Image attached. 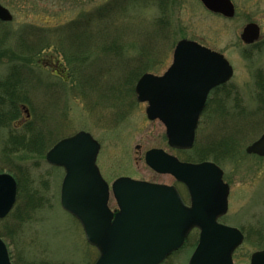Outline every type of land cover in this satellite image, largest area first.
<instances>
[{
  "label": "rangeland",
  "instance_id": "obj_1",
  "mask_svg": "<svg viewBox=\"0 0 264 264\" xmlns=\"http://www.w3.org/2000/svg\"><path fill=\"white\" fill-rule=\"evenodd\" d=\"M232 1L236 18L225 20L210 14L199 0H0L13 16L11 22L0 23V50L5 51L0 54V82L16 52L33 53L34 58L29 64L33 75L28 90L22 93L28 98L22 100L21 114L10 127L0 126V173H9L17 181L14 207L0 219V232L11 231V238L1 239L13 264H93L97 257L79 222L61 207L64 170L45 159L62 138L89 132L100 144L97 165L109 184L127 176L175 185L171 175L159 174L145 163V153L160 148L187 161L190 150L182 153L168 145L164 125L147 118V104L136 101L134 88L144 73L161 75L172 62L177 41L184 38L222 52L233 66L225 87L230 113L207 110L195 144L218 134L223 123L236 131L245 126L242 131L247 136L240 138L242 158L217 163L230 188L228 211L220 222L244 234L236 264L264 250V158L244 155L246 146L264 131V120L244 125L234 119L241 114L233 113L232 107L238 102V108L251 111L259 102L264 45L245 46L239 35L249 18L260 26L264 40V0ZM115 3L123 4L122 8L114 9ZM106 5L110 9L95 16V10ZM27 43L31 46L26 47ZM56 65L63 73L53 72ZM256 114L258 119L264 116ZM25 120L32 122L34 132L42 129L44 139L39 142L33 136L29 146L5 150L8 136H13L11 128H19ZM24 129H17L15 136L24 135L26 141L33 133ZM30 203L33 208L27 207ZM108 205L117 207L112 194ZM21 215L27 217L20 220ZM180 261L176 264H184Z\"/></svg>",
  "mask_w": 264,
  "mask_h": 264
},
{
  "label": "water",
  "instance_id": "obj_2",
  "mask_svg": "<svg viewBox=\"0 0 264 264\" xmlns=\"http://www.w3.org/2000/svg\"><path fill=\"white\" fill-rule=\"evenodd\" d=\"M210 11L233 15L230 0H201ZM0 20L12 15L0 5ZM258 27L247 24L241 38L252 43ZM232 67L219 53L195 41L177 42L167 71L156 76L143 74L135 85L138 102H147L149 120L165 127L168 145L190 149L194 144L200 112L208 93L227 82ZM27 112V110H25ZM99 144L86 132L58 141L47 153L52 166L62 167V208L82 224L87 241L99 250L94 264H159L178 249L190 229H199V242L189 264H231L233 251L243 235L235 227L218 222L228 209L229 186L222 169L213 162H182L162 149L146 152L145 162L160 174H170L185 185L190 206L184 205L173 186L117 178L111 191L119 207L113 216L108 208L109 185L96 166ZM247 154L264 156V133L248 145ZM17 183L9 173H0V219L12 210ZM0 264H12L0 238ZM251 264H264V250L252 254Z\"/></svg>",
  "mask_w": 264,
  "mask_h": 264
},
{
  "label": "trees",
  "instance_id": "obj_3",
  "mask_svg": "<svg viewBox=\"0 0 264 264\" xmlns=\"http://www.w3.org/2000/svg\"><path fill=\"white\" fill-rule=\"evenodd\" d=\"M117 0H114L116 2ZM121 1V0H120ZM161 2L163 0H160ZM167 1V0H164ZM161 2H159V5H161ZM117 3V2H116ZM116 3L114 4V9L116 7V10L118 11L121 6H116ZM113 7V6H112ZM108 5L101 7L98 10H95V16L102 15V11L109 10ZM74 22V21H73ZM30 28H34L31 25H28ZM34 30V29H33ZM44 29L41 30V32ZM32 31V29H31ZM35 31V30H34ZM27 32V31H25ZM38 32L37 34L41 33ZM31 34V32H28ZM28 34V35H30ZM27 37V36H26ZM39 38V37H38ZM27 40V39H26ZM25 40V41H26ZM42 40V39H40ZM28 41V40H27ZM26 43V42H25ZM31 46L30 43L26 44V47ZM43 46V43L38 45V48ZM37 48V49H38ZM5 53V51L0 50L1 53ZM17 55H15L14 61L10 64V68L5 76V79L0 82V126L2 127H10V123L12 121H15L19 115L21 114V109L20 105L22 104V100H26L28 97L24 96L22 94L23 92H27L28 90V85L31 79V76L33 75L31 69L29 68V64L32 62V54L30 56H24L23 52H16ZM11 56V54L9 55ZM34 59V58H33ZM23 60V61H22ZM259 80V92L257 95V100L259 101L256 103V107L253 108L251 111H247L244 107H239L238 108V102L235 103L232 107L234 109L233 113H240V117H235L237 121H241L242 124L247 125H257L261 120H264V118L261 119V117H264L261 115L260 119H258L257 112H260L264 114V80L263 79H258ZM263 82V84H261ZM2 88V89H1ZM236 94V93H235ZM227 96H229L227 94ZM237 98V97H235ZM27 101V100H26ZM228 109V107H227ZM236 109V110H235ZM238 109V110H237ZM260 110V111H259ZM230 113V112H228ZM211 120L215 119L214 115H211ZM233 118V117H229ZM217 119V118H216ZM214 121V120H212ZM259 121V122H257ZM257 122V123H256ZM231 123V120H230ZM32 125L31 121L25 120L19 128H11L12 131L10 133L13 136H8V139L5 142V150L10 148L11 150H18L20 148H24L23 145H28L32 143L33 136H36V138H40L39 142L44 139V136L42 135V129H39L38 131L31 130L30 126ZM245 126H242L244 128ZM25 128L27 131H29L32 134V137H30L28 140L25 141V136H15L16 135V130ZM241 128V127H240ZM242 128L239 130L233 129L230 125L223 127L222 130H218L219 133L212 135L211 137L208 136V139L206 142H202L199 145H196L189 151L186 160L187 161H194V162H200L204 160H212L218 164L220 163H225L227 159H241L243 156V147L242 143L240 142V138L246 137L247 135L245 132L242 131ZM24 129V130H25ZM244 139V138H242ZM5 152V151H4ZM184 152V151H183ZM182 152V153H183ZM242 154V155H241ZM244 155H247L244 152ZM248 156V155H247ZM30 206V207H29ZM27 207L33 208V203H30ZM19 217V216H18ZM27 217L21 215L20 220H23ZM10 237L11 238V231L8 230L5 234L4 232H0V237Z\"/></svg>",
  "mask_w": 264,
  "mask_h": 264
},
{
  "label": "flooded vegetation",
  "instance_id": "obj_4",
  "mask_svg": "<svg viewBox=\"0 0 264 264\" xmlns=\"http://www.w3.org/2000/svg\"><path fill=\"white\" fill-rule=\"evenodd\" d=\"M230 1H231L232 5H233V12H234L231 17H226L223 14L215 13V12H212L210 10H207V11L210 14H212L213 16H217V17L223 18L225 20H233V19L236 18L237 8H236V4L232 0H230ZM251 23L252 24H255L258 27V31H259L258 37L252 43H245L241 39V34H242L243 29L245 28V26L247 24H251ZM239 38L243 42V44L245 46H249L251 48L258 47L259 45H264V40H261V28H260V26L255 21H253L252 19H249V18L245 21V24L242 27V30L240 32ZM205 47H207L211 51H214V52H217V53L221 54L224 58H226V56L222 52H220L218 50H215L213 48H210L208 46H205ZM243 51L246 52V49H243ZM50 64H52V63H50ZM59 71H61L63 73V69H59L58 66L56 65L55 68H53V72L56 73V72H59ZM258 79H263L264 80V78H262L261 75H260V77H258ZM225 87H227V83L224 84V85H220L217 88H214V89L210 90V92L208 93V96H207V99H206V102H205V106H204V109H203L201 115H203L207 110L209 111V113H212V114L219 113V112H223V111H224V113H227L228 112L227 106H225V103L227 101L229 102V96H227L228 92L225 89ZM138 147L140 149V146H138ZM178 152H180V151H178ZM174 186L178 190L179 195L182 198V201L184 202V204L185 205H189L190 204L189 195H188L186 189L184 188V186L182 184H180V183H177L176 181H175V185ZM110 209H111V211L114 214H116L119 211L118 207H116V208L110 207ZM223 216L219 217V219H218V222L219 223H222V222H220V219ZM222 224H224V223H222ZM198 242H199V229L198 228H192V229H190V231L185 236L182 245L178 249L172 251L169 255H167L165 257V259L160 264H176L180 260H181L180 261L181 263L184 262V264H189V261L191 259V256H192L195 248L197 247ZM240 246L234 250V252L232 254V263L231 264H236L237 263V261H236V258L237 257L235 255H236L237 250L240 248ZM93 248L96 249V251H97V257H98L99 256L98 249L95 248V247H93ZM254 252H252L251 255L248 256V257H243V259L245 258L244 261H243L244 264H251V257H252V254ZM97 257H96V259H97Z\"/></svg>",
  "mask_w": 264,
  "mask_h": 264
}]
</instances>
